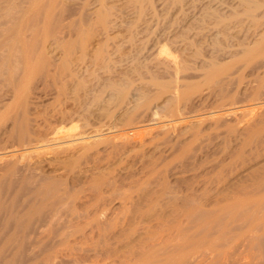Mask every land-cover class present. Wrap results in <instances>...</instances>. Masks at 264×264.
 I'll return each instance as SVG.
<instances>
[{
  "label": "rangeland",
  "instance_id": "obj_1",
  "mask_svg": "<svg viewBox=\"0 0 264 264\" xmlns=\"http://www.w3.org/2000/svg\"><path fill=\"white\" fill-rule=\"evenodd\" d=\"M1 157L0 264H264V0H0Z\"/></svg>",
  "mask_w": 264,
  "mask_h": 264
},
{
  "label": "bare ground",
  "instance_id": "obj_2",
  "mask_svg": "<svg viewBox=\"0 0 264 264\" xmlns=\"http://www.w3.org/2000/svg\"><path fill=\"white\" fill-rule=\"evenodd\" d=\"M262 104H263V103H262ZM258 108H259V107H258ZM248 110H249V108H238V109H236L234 112H227V110H225V111L223 110L222 112L220 111V112L212 113L211 117L213 116V118H215L216 116H219V118H220V117H222L221 115H223V116L225 115V116H226V115H228V114L230 115V113L236 114V112H237V113H238V112H239V113H241V112L243 113L244 111H247V112H248ZM252 110H253V109H252ZM228 111H229V110H228ZM207 115H208V114H207ZM225 116H224V117H225ZM206 117H207V116H202V119L205 118V120H206ZM208 117H210V116H208ZM226 117H227V116H226ZM216 118H217V117H216ZM202 119H200V120H202ZM176 123H177V122H176ZM176 123H175V124H176ZM164 125H165V124H164ZM115 132H116V131H115ZM97 136H98V134H97V135H96V134L93 135V137H97ZM117 137H118V136H117ZM87 138H88V137H80V138H75V139H77V140H76L77 142H78V141L80 142V143H78V144H81V143H82V144L84 145V142L86 141ZM120 138H121V137H120ZM74 141H75V140H74ZM76 141H75V142H76ZM76 145H77V144H76ZM24 151H27V150H22L18 155H19V156H24V154H26V153L28 152V151H27V152H24ZM18 155H15V153H14V154H11V153H10L9 157H10V158H12V157L14 158V157H16V156H18ZM0 159H2V157H1ZM3 159H4V158H3Z\"/></svg>",
  "mask_w": 264,
  "mask_h": 264
}]
</instances>
